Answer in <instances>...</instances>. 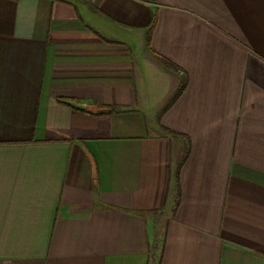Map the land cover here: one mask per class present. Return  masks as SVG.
I'll list each match as a JSON object with an SVG mask.
<instances>
[{
	"label": "crops",
	"instance_id": "obj_1",
	"mask_svg": "<svg viewBox=\"0 0 264 264\" xmlns=\"http://www.w3.org/2000/svg\"><path fill=\"white\" fill-rule=\"evenodd\" d=\"M0 264H264V0H0Z\"/></svg>",
	"mask_w": 264,
	"mask_h": 264
},
{
	"label": "trees",
	"instance_id": "obj_2",
	"mask_svg": "<svg viewBox=\"0 0 264 264\" xmlns=\"http://www.w3.org/2000/svg\"><path fill=\"white\" fill-rule=\"evenodd\" d=\"M150 39H151V32L149 31L147 34V41L148 43H150ZM183 89H181L180 93L182 92Z\"/></svg>",
	"mask_w": 264,
	"mask_h": 264
}]
</instances>
